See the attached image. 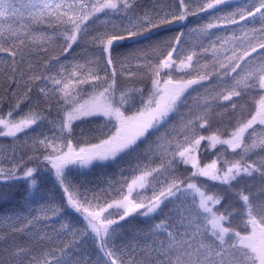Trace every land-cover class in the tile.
<instances>
[{
	"label": "snow or ice",
	"instance_id": "6c2138e0",
	"mask_svg": "<svg viewBox=\"0 0 264 264\" xmlns=\"http://www.w3.org/2000/svg\"><path fill=\"white\" fill-rule=\"evenodd\" d=\"M0 264H264V0H0Z\"/></svg>",
	"mask_w": 264,
	"mask_h": 264
}]
</instances>
